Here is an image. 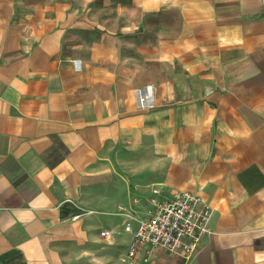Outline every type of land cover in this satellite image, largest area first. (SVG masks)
Segmentation results:
<instances>
[{
	"label": "crops",
	"instance_id": "crops-1",
	"mask_svg": "<svg viewBox=\"0 0 264 264\" xmlns=\"http://www.w3.org/2000/svg\"><path fill=\"white\" fill-rule=\"evenodd\" d=\"M31 4L0 0V264L111 179L213 208L194 259L151 264H264V0Z\"/></svg>",
	"mask_w": 264,
	"mask_h": 264
},
{
	"label": "rangeland",
	"instance_id": "rangeland-1",
	"mask_svg": "<svg viewBox=\"0 0 264 264\" xmlns=\"http://www.w3.org/2000/svg\"><path fill=\"white\" fill-rule=\"evenodd\" d=\"M34 1L37 0H16V5L21 9L34 8V4L27 5ZM42 1L43 6H35V8L47 9L52 13L55 9L53 5L58 0ZM61 1L62 7L66 10L70 0ZM101 2L102 0H96V4L101 5ZM111 10L113 11L112 7ZM82 24L86 25L85 22ZM80 32L74 29V36L82 34ZM128 41V44L134 45V37L129 38ZM148 42L138 39L135 46L149 45L150 38ZM127 54L129 57L128 51ZM134 61L135 58L131 60V62ZM150 67L149 61L143 66V72L148 79L151 74ZM125 181L119 184L117 180L111 179L108 183L106 181L96 183L94 191H88L83 202H76L79 206L73 205L72 208L64 206L60 218L50 223L34 246H31L27 259L11 264H127L124 257L132 236L122 231L121 220L112 215L119 204L128 203L124 200L130 197L128 191L132 190L136 184V182ZM115 186L120 187L114 190ZM80 207L95 212L75 218L76 214L82 213ZM104 228L114 230L111 237L101 236L100 231Z\"/></svg>",
	"mask_w": 264,
	"mask_h": 264
},
{
	"label": "built area",
	"instance_id": "built-area-1",
	"mask_svg": "<svg viewBox=\"0 0 264 264\" xmlns=\"http://www.w3.org/2000/svg\"><path fill=\"white\" fill-rule=\"evenodd\" d=\"M80 210L75 218L95 212ZM112 215L121 220L122 231L132 236L124 257L127 264H151L159 253L188 263L198 255L203 239L214 233L211 204L191 189L166 191L154 184L148 192L133 194L128 203L118 205ZM113 233L108 228L100 231L105 238Z\"/></svg>",
	"mask_w": 264,
	"mask_h": 264
},
{
	"label": "bare ground",
	"instance_id": "bare-ground-1",
	"mask_svg": "<svg viewBox=\"0 0 264 264\" xmlns=\"http://www.w3.org/2000/svg\"><path fill=\"white\" fill-rule=\"evenodd\" d=\"M143 98V97H142Z\"/></svg>",
	"mask_w": 264,
	"mask_h": 264
}]
</instances>
